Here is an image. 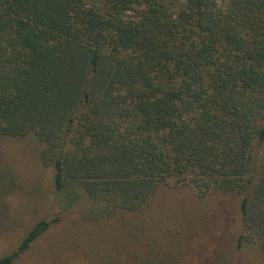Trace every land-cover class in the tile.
Segmentation results:
<instances>
[{
	"label": "trees",
	"instance_id": "obj_1",
	"mask_svg": "<svg viewBox=\"0 0 264 264\" xmlns=\"http://www.w3.org/2000/svg\"><path fill=\"white\" fill-rule=\"evenodd\" d=\"M246 243L264 261V0H0V264Z\"/></svg>",
	"mask_w": 264,
	"mask_h": 264
},
{
	"label": "rangeland",
	"instance_id": "obj_2",
	"mask_svg": "<svg viewBox=\"0 0 264 264\" xmlns=\"http://www.w3.org/2000/svg\"><path fill=\"white\" fill-rule=\"evenodd\" d=\"M260 153L261 149L259 152V156ZM21 163L24 169L26 170L27 174H31L33 172L39 173L37 171L40 170L38 161H36L32 154L26 151L24 148L21 153ZM55 213L56 212L52 208H50L47 214V218L51 219L52 217H54ZM73 216L74 215L72 214L63 215L61 221L51 225L50 231L55 234L64 233L69 227H71L70 222ZM232 264H264V261L259 255L256 246L252 243H246L243 249L235 253V257L232 260Z\"/></svg>",
	"mask_w": 264,
	"mask_h": 264
}]
</instances>
